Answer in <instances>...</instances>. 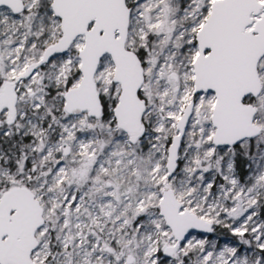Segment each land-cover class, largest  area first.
Returning a JSON list of instances; mask_svg holds the SVG:
<instances>
[{"label":"snow or ice","instance_id":"snow-or-ice-1","mask_svg":"<svg viewBox=\"0 0 264 264\" xmlns=\"http://www.w3.org/2000/svg\"><path fill=\"white\" fill-rule=\"evenodd\" d=\"M0 264H264V0H0Z\"/></svg>","mask_w":264,"mask_h":264}]
</instances>
